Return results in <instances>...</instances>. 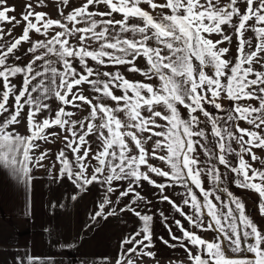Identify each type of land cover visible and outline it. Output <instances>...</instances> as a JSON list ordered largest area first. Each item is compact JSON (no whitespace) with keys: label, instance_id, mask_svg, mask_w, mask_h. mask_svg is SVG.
<instances>
[{"label":"snow or ice","instance_id":"6c2138e0","mask_svg":"<svg viewBox=\"0 0 264 264\" xmlns=\"http://www.w3.org/2000/svg\"><path fill=\"white\" fill-rule=\"evenodd\" d=\"M15 11L0 0V169L26 187L44 169L79 192L103 189L93 221L140 222L116 264H160L153 216L138 210L151 204L145 182L191 225L167 227L177 243L157 237L184 252L169 264H264V225L224 186L232 174L264 217V0H26ZM177 186L181 203L165 194Z\"/></svg>","mask_w":264,"mask_h":264},{"label":"rangeland","instance_id":"374dc122","mask_svg":"<svg viewBox=\"0 0 264 264\" xmlns=\"http://www.w3.org/2000/svg\"><path fill=\"white\" fill-rule=\"evenodd\" d=\"M25 2L26 0H8L9 5L16 8L10 15L19 18ZM40 10L56 15L51 7L37 9ZM3 27L7 31L12 25ZM20 32L21 28L16 27L12 34L17 36ZM27 46L24 45L25 48ZM142 63V59L138 61V64ZM127 75L129 79H141L138 75ZM20 130L24 131L23 125ZM61 146L44 145L50 147L53 152ZM69 158L71 159V153ZM35 177L33 185L26 187L8 170L0 169V264H13L17 254L23 258L25 253L38 257L44 264H116L121 240L140 227L138 219L131 213H121L107 220L98 218L93 221L92 214L97 210L103 196V189L98 185L94 184L87 191L79 192L67 180L54 182L45 174L44 169H36ZM137 190L151 201V204H142L138 209L153 216L151 228L156 227L155 221L165 222L160 216L161 212L167 217V221L179 219L180 215L168 203L161 202L157 190L146 182ZM182 193L183 189L178 186L165 191V194L170 195L177 203H181ZM73 195H77L76 200L71 199ZM116 195L118 192L113 195V200ZM127 199L121 201L117 210ZM157 237L163 236L153 235L156 247L159 248L163 245ZM153 250L160 257L170 255V252H163V249ZM173 254L179 256L184 255V252L175 251ZM138 264L151 262L142 260ZM160 264L164 263L160 261Z\"/></svg>","mask_w":264,"mask_h":264},{"label":"crops","instance_id":"0c3cea01","mask_svg":"<svg viewBox=\"0 0 264 264\" xmlns=\"http://www.w3.org/2000/svg\"><path fill=\"white\" fill-rule=\"evenodd\" d=\"M210 107V106H209ZM212 110V109H210ZM241 126H244L243 124ZM257 155H261V156H264V153H261L260 151H257ZM201 159L203 160L204 157L203 155H201ZM221 170L224 171L223 169V166H221ZM157 179V177L155 178ZM231 179H232V174H228V177L225 181V187H228L230 191H233L234 194L240 196L245 204H246V210H247V213L250 215L251 218H253L254 221H256L258 224L260 225H264V217H261L260 214H259V210H258V201H259V197L258 195L255 193V192H251V191H247V190H242V189H239L235 186L234 183L231 182ZM205 186L206 187H210V183L208 182L207 178H205ZM222 197L223 198H226V196H224L222 194ZM191 210L189 208L186 207V212H190ZM156 219V218H155ZM179 219L181 220L182 223H184L185 227L186 228H191V225H189L187 223V221H185L183 219V217H179ZM176 220V219H175ZM167 221V222H164V223H159V222H156V227L155 228H152V232H153V235H156V236H163L164 239H169L170 240V237H169V234H168V231H167V227L168 226H171L172 228V231L174 234L176 235H181V233L179 232V230L177 229L174 221ZM161 229V230H160ZM194 231H199V230H196V229H192ZM205 239H212L214 238V236L217 235V233H214V232H201L200 233ZM154 243L156 244L155 240H154ZM170 243H177V242H173L170 240ZM162 244V243H160ZM225 244H227V242H225ZM163 245V244H162ZM155 249H163V252H170V255H164V257H160L158 255V259L160 261H162L164 264H169V261L172 260V261H179V260H184V255H174L173 252L175 251H182L183 250L177 245L176 248H169L165 245H163L162 247H155ZM229 255H234L232 253L229 252ZM243 255L245 256H248L249 258H251V255L252 254H249V253H244ZM143 260H147L148 262H151V264H154L153 260H151L150 258H143Z\"/></svg>","mask_w":264,"mask_h":264}]
</instances>
